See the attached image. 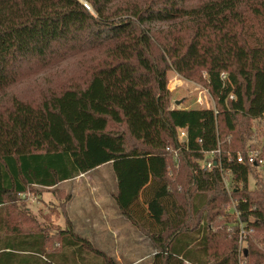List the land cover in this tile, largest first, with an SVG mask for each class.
<instances>
[{"label": "trees", "instance_id": "trees-1", "mask_svg": "<svg viewBox=\"0 0 264 264\" xmlns=\"http://www.w3.org/2000/svg\"><path fill=\"white\" fill-rule=\"evenodd\" d=\"M56 68L32 94H12ZM170 72L202 83L215 106L171 108ZM0 99V209L113 158L119 209L152 240V264H239L233 203L264 246V186L249 189L248 160L250 151L264 159L248 145L252 122L264 121V0H0ZM178 129L189 149L177 170L167 149L180 147ZM95 145L109 159H97ZM217 150L222 166L202 168ZM130 157L150 161L149 179H132ZM221 168L232 173L231 193ZM131 187L152 219L130 204ZM2 216L10 239L0 238V264H69L42 240L12 238V217ZM71 237L62 245L76 246ZM251 249L248 264H264V251Z\"/></svg>", "mask_w": 264, "mask_h": 264}, {"label": "rangeland", "instance_id": "rangeland-1", "mask_svg": "<svg viewBox=\"0 0 264 264\" xmlns=\"http://www.w3.org/2000/svg\"><path fill=\"white\" fill-rule=\"evenodd\" d=\"M57 71L58 68L26 80L15 87L12 94L19 95L22 92L32 94L34 90L30 89L36 87L37 80L51 76ZM168 81V88L172 93L171 108L209 109L215 106L212 96L202 83L187 81L175 72L169 73ZM202 92L204 105L197 102ZM252 129L253 136L249 147L264 150V121L255 120L252 122ZM93 153L97 159L98 157L109 159V153L97 145L94 146ZM114 161L115 159L110 158L107 164L53 188L34 186L27 193L7 200L3 210L0 209V216L6 213L9 218L12 217V238L17 235L16 231H19L18 233L23 236L42 240L48 255L63 257L69 264H108L110 261L114 264H152L157 252L152 240L144 230L123 216L119 209L116 200L119 186ZM124 163L134 172L132 179L136 177L145 179L147 175L149 179V160L130 157ZM139 170L143 172L136 176ZM227 180L229 186L233 188L235 185L233 176ZM263 186L264 166H255L249 179V189L260 191ZM128 190L133 196L128 199L130 204L145 206L146 216L152 219L155 212L151 209L148 212L149 207L143 202L140 192L135 187ZM150 198L154 200L153 196ZM227 211L230 215L234 213V203ZM64 233L66 234L63 235ZM71 235L85 240L91 248L84 243L76 242ZM62 237L65 239L71 237L77 245L65 247L62 245ZM0 238L10 239L6 228L0 232ZM260 241V238L252 234L244 247L249 251L254 245L264 251ZM97 251L100 254H97Z\"/></svg>", "mask_w": 264, "mask_h": 264}, {"label": "built area", "instance_id": "built-area-1", "mask_svg": "<svg viewBox=\"0 0 264 264\" xmlns=\"http://www.w3.org/2000/svg\"><path fill=\"white\" fill-rule=\"evenodd\" d=\"M221 78L223 81H226L228 76L226 73H222ZM207 93V91H204ZM203 92L201 93V95L198 98V104L200 105H204V97H203ZM231 99H234V96L232 95L230 97ZM177 140H178V144L180 145V147L178 149H173V148H168L167 151L170 152V154L173 157V161L175 164V168L178 170V162H179V155L180 152L182 150L188 151V146L185 145L188 142V132L186 129H178L177 131ZM219 155V159L216 155ZM221 151L217 150L215 152H210L209 154H206V160L203 161L201 163V167L204 169H211L213 166H222L221 163ZM248 160L249 163L251 165L254 166H264V159L261 158L260 156V152L258 151H250L248 154ZM237 161L241 164L245 163V159L243 158V156L241 154H239L237 156ZM216 164V165H215ZM221 172H222V176H223V182L225 185V188L227 189L228 193L232 192V187L229 186V184L227 183V178H231L232 177V173L230 170H224L223 168H221ZM232 216L235 217V223L233 224L232 227L236 226L238 227V236H239V264H248V254H247V250L244 247V244L248 241V238L251 237V235L253 234V229H251L247 224L243 223L240 220V212L237 210L236 208V203H234V213H232Z\"/></svg>", "mask_w": 264, "mask_h": 264}, {"label": "water", "instance_id": "water-1", "mask_svg": "<svg viewBox=\"0 0 264 264\" xmlns=\"http://www.w3.org/2000/svg\"><path fill=\"white\" fill-rule=\"evenodd\" d=\"M83 4L87 7V9L89 10V11H91L92 12V8L88 5V3H86V2H83ZM182 102H178V104H181ZM216 165V164H215Z\"/></svg>", "mask_w": 264, "mask_h": 264}]
</instances>
